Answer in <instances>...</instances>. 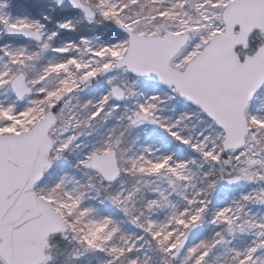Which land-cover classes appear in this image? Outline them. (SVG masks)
I'll list each match as a JSON object with an SVG mask.
<instances>
[{
  "label": "snow or ice",
  "instance_id": "obj_1",
  "mask_svg": "<svg viewBox=\"0 0 264 264\" xmlns=\"http://www.w3.org/2000/svg\"><path fill=\"white\" fill-rule=\"evenodd\" d=\"M0 264H264V0H0Z\"/></svg>",
  "mask_w": 264,
  "mask_h": 264
}]
</instances>
